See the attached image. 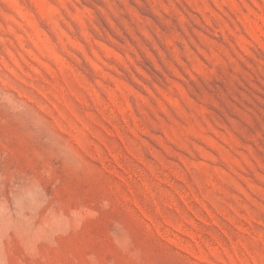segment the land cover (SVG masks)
Listing matches in <instances>:
<instances>
[{"label":"rangeland","instance_id":"rangeland-1","mask_svg":"<svg viewBox=\"0 0 264 264\" xmlns=\"http://www.w3.org/2000/svg\"><path fill=\"white\" fill-rule=\"evenodd\" d=\"M0 264H264V0H0Z\"/></svg>","mask_w":264,"mask_h":264}]
</instances>
